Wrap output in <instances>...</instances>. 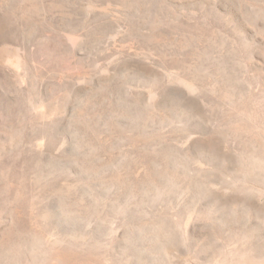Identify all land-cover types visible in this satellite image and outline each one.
I'll return each mask as SVG.
<instances>
[{"label":"rangeland","instance_id":"obj_1","mask_svg":"<svg viewBox=\"0 0 264 264\" xmlns=\"http://www.w3.org/2000/svg\"><path fill=\"white\" fill-rule=\"evenodd\" d=\"M263 258L264 0H0V264Z\"/></svg>","mask_w":264,"mask_h":264},{"label":"bare ground","instance_id":"obj_2","mask_svg":"<svg viewBox=\"0 0 264 264\" xmlns=\"http://www.w3.org/2000/svg\"><path fill=\"white\" fill-rule=\"evenodd\" d=\"M170 79V78H169ZM183 81V80H182ZM181 81V82H182ZM179 83V82H178ZM180 84V83H179ZM175 88V87H174ZM143 96V95H142ZM116 97V96H115ZM179 97H181V96H179ZM183 97V96H182ZM135 100V99H134ZM106 103V102H105ZM131 105V104H130ZM104 107V106H103ZM109 107V106H108ZM121 107V106H120ZM166 107V106H165ZM130 108V107H129ZM102 109V108H101ZM107 109V108H106ZM99 110V109H98ZM104 110V109H103ZM172 110V109H171ZM105 111V110H104ZM123 111V110H122ZM101 112V111H100ZM123 113H124V111H123ZM122 113V114H123ZM157 113V112H156ZM166 113V112H165ZM173 113V112H172ZM183 113V112H182ZM144 114V113H143ZM167 115V114H166ZM178 115V114H177ZM125 116V115H124ZM132 116V115H131ZM179 116V115H178ZM95 117V116H94ZM175 117V116H174ZM122 118V117H121ZM177 118V117H176ZM179 118V117H178ZM156 119V118H155ZM160 119V118H159ZM113 120V119H112ZM135 121H136V119H135ZM169 122V121H168ZM177 122V121H176ZM180 122V121H179ZM181 124V123H180ZM167 125V124H166ZM172 125V124H171ZM105 126V125H104ZM136 126V125H135ZM156 126V125H155ZM184 126V125H183ZM148 127V126H147ZM146 127V128H147ZM232 127V126H231ZM137 128V127H136ZM229 129V128H228ZM135 131V130H134ZM144 131V130H143ZM146 131V130H145ZM110 132V131H109ZM87 133V132H86ZM232 133V132H231ZM128 135V134H127ZM126 135V136H127ZM152 135V134H151ZM154 135H156V134H154ZM125 136V137H126ZM130 136H132V135H130ZM158 136V135H157ZM116 137V136H115ZM145 137V136H144ZM153 138V137H152ZM138 140H141L140 138L138 139ZM143 140V139H142ZM125 141H127L126 139H125ZM93 142V141H92ZM101 142V141H100ZM136 142V141H135ZM139 142V141H138ZM108 143V142H107ZM88 144V143H87ZM105 144V143H104ZM128 144V143H127ZM127 147V146H126ZM114 153V152H113ZM165 153V152H164ZM151 154V153H150ZM171 154V153H170ZM156 155V154H155ZM153 157V156H152ZM127 158V157H126ZM134 158V157H133ZM180 158V157H179ZM139 161V160H138ZM194 161V160H193ZM123 162V161H122ZM166 162V161H165ZM182 162V161H181ZM200 162V161H199ZM188 163V162H187ZM196 163V162H195ZM183 164V163H182ZM190 164V163H189ZM193 164V163H192ZM134 165H136V164H134ZM174 166H175V164H174ZM187 166V165H186ZM96 167V166H95ZM126 168V167H125ZM202 168V167H201ZM92 169V168H91ZM90 169V170H91ZM159 169H160V167H159ZM162 170V169H161ZM177 171H178V169H176ZM163 171V170H162ZM176 171V172H177ZM94 172H95V170H94ZM181 172V171H180ZM178 173V172H177ZM94 175V174H93ZM179 175V174H178ZM97 177V176H96ZM167 177V176H166ZM177 178V177H176ZM106 179V178H105ZM171 179V178H170ZM174 179V178H173ZM181 179V178H180ZM58 180V179H57ZM94 181V180H93ZM116 181V180H115ZM128 181V180H127ZM178 181V180H177ZM183 182V181H182ZM102 183V182H101ZM123 183H125V182H123ZM172 183V182H171ZM174 183V182H173ZM105 184V183H104ZM104 184H102L103 186H104ZM108 184V183H107ZM126 184V183H125ZM181 184V183H180ZM185 184V183H184ZM69 185V184H68ZM75 186V185H74ZM129 186V185H128ZM187 186V185H186ZM158 187V186H157ZM71 188H72V186H71ZM102 188V187H101ZM129 188V187H128ZM133 188V187H132ZM131 188V189H132ZM178 189V188H177ZM181 189V188H180ZM174 190V189H173ZM121 191V190H120ZM60 193V192H59ZM176 193H178V192H176ZM73 196V195H72ZM76 196H78V195H76ZM78 200V199H77ZM230 200V199H229ZM85 201V200H84ZM91 201V200H90ZM232 202V201H231ZM64 203V202H63ZM83 203V202H82ZM67 204V203H66ZM98 204V203H97ZM73 205V204H72ZM80 205V204H79ZM93 205V204H92ZM99 205V204H98ZM82 206V205H81ZM85 206V205H84ZM224 206V205H223ZM68 207V206H67ZM71 207V206H70ZM86 207V206H85ZM96 209V208H95ZM231 209V208H230ZM60 210V209H59ZM233 210V209H232ZM75 211V210H74ZM73 212V211H72ZM92 212V211H91ZM152 212V211H151ZM90 213V212H89ZM94 213V212H93ZM97 216V215H96ZM93 217V216H92ZM92 217H91V219H92ZM70 218H71V216H70ZM107 219V218H106ZM89 220V219H88ZM58 221V220H57ZM59 222V221H58ZM144 224V223H143ZM112 226V225H111ZM140 227V226H139ZM140 228H142V227H140ZM135 230V229H134ZM60 237H62V236H60ZM51 239V238H50ZM62 240V239H61ZM47 241V240H46ZM80 243V242H79ZM49 244V243H48ZM97 244V243H96ZM92 246V245H91ZM95 246V245H94ZM61 247V246H60ZM72 248V247H71ZM73 249H74V247H73ZM73 249H72V251H73ZM80 250V249H79ZM88 250V249H87ZM76 251V250H75ZM92 251V250H91ZM77 252V251H76ZM122 252V251H121ZM120 252V253H121ZM101 253H103V252H101ZM76 255V254H75ZM97 255V254H96ZM89 256H90V254H89ZM70 257V256H69ZM97 257V256H96ZM123 258V257H122ZM74 259V258H73ZM264 259V258H263ZM99 260H101V259H99ZM247 260V259H246ZM254 260V259H253ZM66 261V260H65ZM120 261V260H119ZM118 261V262H119ZM112 262H113V260H112ZM219 263V262H218ZM255 263V262H254ZM257 264V263H256Z\"/></svg>","mask_w":264,"mask_h":264}]
</instances>
